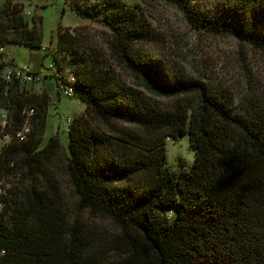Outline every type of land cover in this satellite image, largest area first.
Wrapping results in <instances>:
<instances>
[{
	"label": "trees",
	"instance_id": "16d2710c",
	"mask_svg": "<svg viewBox=\"0 0 264 264\" xmlns=\"http://www.w3.org/2000/svg\"><path fill=\"white\" fill-rule=\"evenodd\" d=\"M162 1L191 29L264 50V0ZM64 2L106 36L59 26L53 82L38 92L6 87L0 60L11 116L0 136L36 110L27 139L0 149V264H264V91L207 75L173 39L167 54L148 0ZM37 21L5 0L0 46L41 48ZM68 75L84 109L66 150L57 135L41 141L50 90ZM184 133L193 161L175 172L164 142Z\"/></svg>",
	"mask_w": 264,
	"mask_h": 264
},
{
	"label": "rangeland",
	"instance_id": "374dc122",
	"mask_svg": "<svg viewBox=\"0 0 264 264\" xmlns=\"http://www.w3.org/2000/svg\"><path fill=\"white\" fill-rule=\"evenodd\" d=\"M4 1L0 0V6ZM15 1L20 2L22 8L29 11L28 14H24L29 26L32 25L33 20L39 21L37 24L40 27L41 48L29 47L27 44L19 42H6L3 45L4 51L13 63H28L31 67L40 66V70L45 75L44 80L27 84L28 88L36 92L47 82H53V76H49L52 70L48 67V63L53 57L57 45L59 26L73 28L83 25L98 45H101L100 41L106 36V27L100 21L80 17L69 8L64 0ZM124 1L133 4L137 0ZM148 1L150 7L143 2L141 4L148 8L149 13L153 12L155 17H159V23L155 22L154 26L158 36H162L165 41L162 50L166 49L167 54L172 53L169 46L173 39L176 44L185 49L184 57L191 59L207 75L230 86L241 87L248 81L255 91H264V50L254 51L249 47L241 48L231 35H215L191 29L173 7L162 0ZM40 60L41 64H39ZM49 94L50 100L45 111V126L41 145L50 135H57L67 150L65 118L72 119L79 115L84 109V103L75 95L66 97L60 94L57 97L52 90ZM164 146L165 165L170 170L177 172L181 168L187 169L191 166L193 152L188 146L186 133L179 135L176 139L166 138ZM9 179L11 177L3 178L4 181ZM60 187L64 191V198L71 199L69 186L64 180H61ZM103 223L110 227V225H106L105 221Z\"/></svg>",
	"mask_w": 264,
	"mask_h": 264
},
{
	"label": "built area",
	"instance_id": "2783aa9c",
	"mask_svg": "<svg viewBox=\"0 0 264 264\" xmlns=\"http://www.w3.org/2000/svg\"><path fill=\"white\" fill-rule=\"evenodd\" d=\"M23 13L28 14L29 11L27 9H23ZM0 60L1 62L6 64L2 74V78L6 87L11 81L14 80L24 84L42 81V77L44 74L40 70H35L31 68V66H29L27 63H13V61L6 56L4 46H0ZM54 65L55 61L53 58H51L48 63V67L53 69ZM73 81L74 77L72 75H68L65 79L57 80L53 89L56 96L58 97L59 94L64 95L66 97L72 96ZM22 112L24 115L23 120L20 125L15 129V131L13 133L6 132L0 136V149L10 143L25 141L27 139L32 128V117L35 114L36 110L33 105H26L23 108ZM10 120L11 116L8 114V111L5 109H0V125L4 126ZM71 121L72 119L70 117H66V126ZM0 191H2L1 187Z\"/></svg>",
	"mask_w": 264,
	"mask_h": 264
},
{
	"label": "crops",
	"instance_id": "0c3cea01",
	"mask_svg": "<svg viewBox=\"0 0 264 264\" xmlns=\"http://www.w3.org/2000/svg\"><path fill=\"white\" fill-rule=\"evenodd\" d=\"M42 61H39V64H41ZM28 64V63H27ZM30 66V64H28ZM31 68L35 69V70H40V66L36 67V65L32 66ZM41 71V70H40ZM42 72V71H41ZM43 73V72H42ZM44 74V73H43Z\"/></svg>",
	"mask_w": 264,
	"mask_h": 264
}]
</instances>
